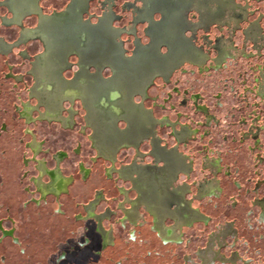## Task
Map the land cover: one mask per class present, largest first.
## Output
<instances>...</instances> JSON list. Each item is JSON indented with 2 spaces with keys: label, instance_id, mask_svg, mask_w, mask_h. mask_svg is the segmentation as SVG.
<instances>
[{
  "label": "flooded vegetation",
  "instance_id": "obj_1",
  "mask_svg": "<svg viewBox=\"0 0 264 264\" xmlns=\"http://www.w3.org/2000/svg\"><path fill=\"white\" fill-rule=\"evenodd\" d=\"M42 1L0 0V11L1 8L7 11L6 14L0 13L2 25L19 28L13 40L0 35V55H9L31 40L41 43V51L36 54L31 55L26 48L20 50L21 57L32 59L28 72L32 84L28 92L34 100L20 105L21 117L28 124L45 121L56 122L63 129L77 128L95 151L94 161L109 162L104 168L106 176L122 181L117 186L121 195L117 208L109 205L100 211L99 207L108 199L104 189H98L90 200L82 203L83 213L76 214V220L93 219L105 248L115 245V237L113 227L107 228L104 223L112 220L118 212L122 213L119 222L124 226L138 225L148 214L153 230L163 243H183L186 228L197 222H210L211 217L196 206L195 201L220 195L223 186L218 174L228 170L221 157L208 153V143H201L206 148L202 165L216 177H205L194 183L188 180L195 171V162L184 146L199 140L203 130L209 127L210 131L202 137L214 140L213 126L221 119L211 112L202 93L193 92L189 89L192 86L180 84L181 79H189L186 76L189 70L201 74L220 72L229 60L238 56L248 60L264 57V13L250 19L251 13L255 12H251V5L237 0H135L124 4V9L132 12L130 24L119 26L115 24L121 18L114 9L117 0H101L104 10L95 20L94 14L89 12L92 0H68L64 8L50 13L45 12ZM139 1L141 6L136 3ZM149 3L157 7L150 10ZM191 13L196 15L195 19L190 17ZM32 15L36 17V24L25 26L26 18ZM87 25L97 30V37L94 34L93 38H86ZM139 27L145 37L139 35ZM214 27L230 28L231 33L241 29L244 48L238 47L233 36L222 34L212 38L210 32ZM124 34L132 41L130 50ZM200 37L202 42L198 43ZM97 43L103 48L102 53L97 52ZM115 47L120 50L113 51ZM262 67L263 64L256 61L250 65L251 72H257L255 76H249L250 70L245 68L224 78L223 84L240 100L238 104H232V113L238 115L240 122L264 121ZM16 76H12L16 83L24 81V74ZM158 81L171 86L167 90L171 96L183 94L184 103L176 102L174 115L159 113L147 104L148 101L156 105L166 104L159 93L155 99L151 93ZM167 102L172 103L170 99ZM77 103L81 109L76 107ZM187 105L191 106V112L185 110ZM178 113L187 115L200 127L194 128L189 122L177 120ZM197 114L201 115L200 119ZM261 124L264 122H259L251 132L243 131L248 134L243 141L249 138L256 145H264L261 138L264 126ZM163 128L170 130L174 139L172 145L160 135ZM26 134L31 136L28 148L32 155L25 156L23 163L29 166L36 162V173L31 175L30 170H26L24 174L30 182L25 187L30 194L25 204L41 205L49 198L58 202L71 192V186L76 182L75 174H67L62 167L70 156L69 152L63 149L53 152V166H49L47 158L40 156L42 152H50V148L44 145L45 140L40 142L33 129ZM145 143L149 145L148 152L141 149ZM129 148L136 155L128 163L116 166L119 153ZM80 151L81 147H78L75 153L80 155ZM256 155L258 164L264 165V151L259 150ZM78 173L80 179L86 181L91 169L81 162ZM124 182L129 183V187ZM263 183L264 178L259 180L257 189ZM35 194L37 196H32ZM256 206L260 219L264 221V197L256 200ZM14 229H5L0 223V233L15 236ZM135 232L131 240L136 239ZM237 232L233 223H226L211 234L207 246L194 253L200 262L187 255L185 264H236L238 261L252 264L253 259L244 258L239 251L228 255L222 251L228 237ZM15 240L20 243L17 237ZM216 244L221 248H216ZM97 252L102 251L98 249Z\"/></svg>",
  "mask_w": 264,
  "mask_h": 264
},
{
  "label": "rangeland",
  "instance_id": "obj_2",
  "mask_svg": "<svg viewBox=\"0 0 264 264\" xmlns=\"http://www.w3.org/2000/svg\"><path fill=\"white\" fill-rule=\"evenodd\" d=\"M127 1L135 0H117L116 2L114 9L121 16L115 22L116 25L126 26L131 22V10L124 9V4ZM237 1L247 6L251 5V12H255L251 13L250 19L260 17L264 13V0ZM67 2L68 0H43L42 5L45 12L50 13L55 9L61 10ZM136 3L141 6V1ZM103 10L101 0H92L89 12L94 14L93 20ZM0 13L6 14L7 11L1 8ZM87 17H90V14ZM190 17L195 19L196 15L191 13ZM246 23H243V26ZM24 24L25 26H34L36 17L33 15L27 17ZM262 24L264 26V20H262ZM139 28V35L145 37L142 28ZM18 31L19 28L16 25H2L0 18V35L8 40H13ZM210 34L212 38L222 34L225 37L233 36L238 47L244 48L245 46V38L241 29L231 33L230 28L217 29L214 27ZM123 38L130 50L132 47L130 37L124 34ZM200 42H202L201 37L198 43ZM23 48L28 49L29 53L33 55L41 51V43L39 40H31L26 45L15 48L9 55H0V196L6 194L12 198L13 206L10 210L11 213L15 212L17 215L16 223L11 222L5 225L15 226L16 233L21 236V245L15 246L9 237L0 244V264H185L188 262L186 261L187 255H191L193 259L200 262L194 253H198L201 247L207 246L211 234L226 223H233L238 232L236 235L228 237L227 244L222 248L223 253L228 255L239 251L244 258L253 259L252 264H264V223L257 222V217L260 218V215L259 208L256 206V200L259 197H264V183L257 189L259 180L264 178V165L258 164L256 159L257 152L264 151V145H256L249 138L245 141L242 139L248 136L247 133L243 134V131L251 132V129L259 122L264 121L262 119L258 122H240L237 118L238 115L234 116L232 113V104H238L240 100L234 97V93L228 89L225 83L223 84L226 76L245 68L250 70V65L256 61L263 64L262 68H264V57L248 60L238 56V58L229 60L227 66H224L220 72H212V74H201L195 70H189V73L186 74L183 71L189 79L182 77L180 84L192 86L189 89L193 92H201L205 97L204 102L209 106L211 112L219 115L221 119L213 126L214 140H206L202 137L210 131L211 127H209L208 130H203L199 140H195L183 148L195 162L192 178H187L191 183L205 177H216L202 165L206 148L201 146V143H208L210 147L208 153L218 158L221 157L228 170L218 174L223 186V192L220 195L195 201V205L211 217L210 222H197L195 226L186 228L183 243L165 244L153 230L152 219L148 214L142 221L143 224L141 222L135 226L130 224L124 226L119 222L122 213L118 212L112 220L104 223L107 228L113 227L115 245L109 246L101 250V254H97L101 238L95 230L94 220H76V214L83 213L82 203L90 200L94 193L102 188L108 201L104 202L99 210L101 211L109 205L112 208H117L121 200L117 186L121 185L122 181L117 177L111 179L106 176L104 168L109 165V162H104L102 159L94 161L95 151L88 138L81 134L77 128L63 129L56 122L47 123L45 121L28 124L21 117L20 105L22 106L24 101L31 99L28 90L32 84V78L28 74L32 59L20 56V50ZM249 49L250 46L247 47V50ZM72 61L76 60L73 58ZM255 71L251 72L250 70L249 76H255L257 73ZM17 74L25 75L23 82L16 83L14 81L12 76L17 78ZM170 87V85L167 86L158 81L151 89V93L154 95V99L159 93L166 104L156 105L150 101L147 104L153 106L159 113L174 115L176 102L179 100L178 104H183L184 99H181L183 94L171 96L167 91ZM183 93L185 94L186 91L184 90ZM168 99L172 101L171 104L167 102ZM218 99L221 101L219 102ZM31 100L34 102L33 99ZM76 107L81 109L78 103ZM185 110L191 112V106L187 105ZM196 116L197 119L201 118L199 114ZM77 119L82 122L79 116ZM178 119L189 122L194 128L200 127V124H195L187 115L183 116L178 113ZM263 126L264 124H261V127ZM32 129L38 140L40 142L45 140L44 145L46 148H50V152H42L40 155L47 158L49 166H53V152L61 149L69 152L70 156L62 167L67 174H75L76 182L71 186V192L63 195L58 202L49 198L47 203L43 202L38 206L34 203L25 205L30 196L25 191V187L30 185V182L28 181L29 177H24V174L26 170H30L31 175L36 173L34 169L36 162H31L29 166L23 163L25 156L32 155L28 148V145L31 144L28 143L31 136L26 134ZM159 133L167 143L171 145L174 143L168 128L160 129ZM261 138L264 144V129L261 132ZM78 147H81L80 155L75 153L78 152ZM141 149L148 152L149 145L145 143ZM135 155L132 148L122 150L118 155L116 166L128 163ZM81 162H84L88 170L91 169V175L86 181L81 180L78 173V166ZM147 162H150L149 158H147ZM123 184L129 187V183L124 182ZM4 186L7 187V192L4 191ZM115 198L118 199L115 200ZM8 202L10 203V201ZM0 209L6 210L5 207ZM57 209L58 211L62 209L63 212L59 213ZM134 231H136V239L131 240V237H134ZM83 242H86V246H82ZM215 246L218 249L221 248L218 247V244ZM64 255L66 258L58 259ZM242 263L238 261L236 264ZM221 264L228 263L221 262Z\"/></svg>",
  "mask_w": 264,
  "mask_h": 264
},
{
  "label": "crops",
  "instance_id": "obj_3",
  "mask_svg": "<svg viewBox=\"0 0 264 264\" xmlns=\"http://www.w3.org/2000/svg\"><path fill=\"white\" fill-rule=\"evenodd\" d=\"M7 187L6 186H4V191L5 192H7ZM8 201H10V203L8 202ZM12 198L10 197V196H8V195H2V196H0V208H6V210H3V209H0V223H2L3 224V226H4V228L5 229H11V228H15V226H6L5 224L6 223H11V222H13V223H16V217H17V215H16V213L14 212V213H11V208H12V206H13V204H12ZM21 201V200H20ZM21 204V203H20ZM26 205V204H25ZM24 205V206H25ZM38 206V205H37ZM16 230L17 229H14V234H15V236H12V235H8V234H3L2 232L0 233V244H2L3 242H4V240L6 239V238H10L11 240H12V243L15 245V246H17V245H21V242L20 243H18L16 240H15V237H17L18 239H19V241L21 240V236L19 235V234H17L16 233ZM82 245H85L86 244V242H83V243H81ZM106 248H108V247H106ZM105 248V245H103L102 243H101V239H100V241H99V249H101V250H104V249H106ZM97 250V249H96ZM98 254H101V253H98Z\"/></svg>",
  "mask_w": 264,
  "mask_h": 264
},
{
  "label": "bare ground",
  "instance_id": "obj_4",
  "mask_svg": "<svg viewBox=\"0 0 264 264\" xmlns=\"http://www.w3.org/2000/svg\"><path fill=\"white\" fill-rule=\"evenodd\" d=\"M192 6H194V5L192 4ZM147 7H148V9L152 10L153 8H156L157 6L156 5H153L152 3H149L147 5ZM225 7H229V6L226 5ZM94 34H96V37H97V30H94L93 28H91V27H89L87 25V27H86V38L89 40L91 37L92 38L94 37ZM112 49L115 52L120 50V48H116V47L115 48H112ZM99 51H101V53H102L103 52V48L100 47L99 43H97V52H99Z\"/></svg>",
  "mask_w": 264,
  "mask_h": 264
},
{
  "label": "clouds",
  "instance_id": "obj_5",
  "mask_svg": "<svg viewBox=\"0 0 264 264\" xmlns=\"http://www.w3.org/2000/svg\"><path fill=\"white\" fill-rule=\"evenodd\" d=\"M57 211H58V209H57ZM257 222L260 223V222H264V221H261V219L259 217H257ZM82 246H86V245H82ZM22 252H23V250H22ZM64 258H66V257H59L58 259H64Z\"/></svg>",
  "mask_w": 264,
  "mask_h": 264
}]
</instances>
